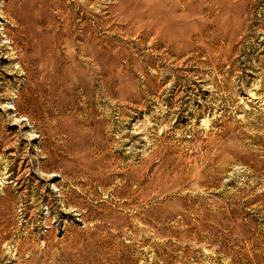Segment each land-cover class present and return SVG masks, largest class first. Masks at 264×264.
Returning <instances> with one entry per match:
<instances>
[{"label": "rangeland", "instance_id": "rangeland-1", "mask_svg": "<svg viewBox=\"0 0 264 264\" xmlns=\"http://www.w3.org/2000/svg\"><path fill=\"white\" fill-rule=\"evenodd\" d=\"M0 264H264V0H0Z\"/></svg>", "mask_w": 264, "mask_h": 264}]
</instances>
